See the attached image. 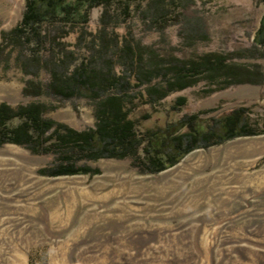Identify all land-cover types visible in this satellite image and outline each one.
<instances>
[{
  "label": "rangeland",
  "instance_id": "374dc122",
  "mask_svg": "<svg viewBox=\"0 0 264 264\" xmlns=\"http://www.w3.org/2000/svg\"><path fill=\"white\" fill-rule=\"evenodd\" d=\"M195 1L185 20L166 29L165 41L138 16L126 26L180 57L251 48L253 55L237 60L264 70V30L258 32L264 0ZM24 5L0 0V36L16 25ZM196 16L204 35L192 39L182 30ZM15 55L0 54V103L40 101L49 107L47 118L78 130L94 125V105L85 97L23 95L27 76ZM38 79L45 83L48 74ZM201 84L179 93L187 96L181 114L248 107L262 122L264 80L208 96L196 93ZM54 158L0 145V264H264V133L194 149L157 173L139 171L130 157H102L81 161L93 173L42 174Z\"/></svg>",
  "mask_w": 264,
  "mask_h": 264
},
{
  "label": "trees",
  "instance_id": "16d2710c",
  "mask_svg": "<svg viewBox=\"0 0 264 264\" xmlns=\"http://www.w3.org/2000/svg\"><path fill=\"white\" fill-rule=\"evenodd\" d=\"M195 4V0H25L19 21L0 36V54L15 51L27 76L23 95L85 97L93 102L95 121L78 130L45 117L49 107L40 101L16 107L1 102L0 145L15 143L35 154L54 155L56 163L41 169L49 176L93 173L97 169L81 161L102 157H130L139 171L157 173L194 149L264 133V118L256 122L248 107L210 116L204 111L181 114L187 96L179 93L199 83L196 93L202 96L239 83H261V64L237 60L255 51L180 57L143 42L126 26L138 16L165 41L166 29L185 20ZM201 25L196 16L182 34L186 30L192 39L204 35ZM263 30L264 22L258 32ZM260 43L264 44L263 36ZM42 71L48 74L45 83L38 79Z\"/></svg>",
  "mask_w": 264,
  "mask_h": 264
}]
</instances>
